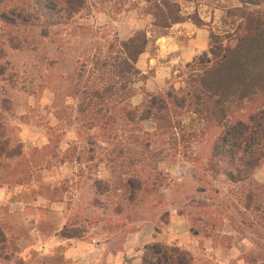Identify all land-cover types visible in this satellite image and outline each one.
<instances>
[{
	"label": "rangeland",
	"instance_id": "obj_1",
	"mask_svg": "<svg viewBox=\"0 0 264 264\" xmlns=\"http://www.w3.org/2000/svg\"><path fill=\"white\" fill-rule=\"evenodd\" d=\"M172 1L204 25L185 20L156 28L146 0H86L47 36L40 28L11 30L0 20L4 126L23 144L24 159L46 154L25 183L0 182L8 246L2 264H140L153 242L187 250L194 264H264V159L247 182L212 171L208 158L218 129L189 115L183 124L196 130L192 139L181 141L178 130L175 144L136 149L146 163L134 164L130 134L146 143L152 124L131 133L130 125L87 128L77 111L80 90L98 85L95 60L111 42L115 48L136 32L148 39L135 63L146 76L133 85L129 103L136 106L146 93L183 86L187 65L210 56L209 34L230 35L240 22L229 13L239 0ZM10 33L21 39L20 48L9 45ZM243 105L242 112L257 106ZM54 139L57 157L50 160V149L42 147ZM128 182L141 183L144 193L131 197Z\"/></svg>",
	"mask_w": 264,
	"mask_h": 264
},
{
	"label": "trees",
	"instance_id": "obj_2",
	"mask_svg": "<svg viewBox=\"0 0 264 264\" xmlns=\"http://www.w3.org/2000/svg\"><path fill=\"white\" fill-rule=\"evenodd\" d=\"M239 1L241 6L229 10L231 15L240 18L236 30L226 36L209 34L210 56L205 53L187 65L184 85L163 93H146L136 106L129 103L135 94L133 85L146 76L135 63L148 39L142 32H136L115 48L111 42L109 50L95 60L93 69H96L98 85L80 90L77 111L83 117L82 123L87 128L100 123L101 127L113 130H123V126L130 125V133L143 132L144 122L152 124L153 134L144 132L151 138L146 143L130 134V148L135 150L131 163L136 164L138 161L146 163L141 157L145 152L136 149L175 144L178 130L181 141L192 139L196 130L190 131V125H184L183 118L194 115L195 122L218 129L210 146L208 167L232 182H247L264 159V0ZM146 2L147 14L156 28L168 29L185 20L204 25L196 14L183 16L172 0ZM85 4L86 0H0V20L11 30L40 28L47 36L50 28L69 23ZM9 35V45L20 48L21 39ZM3 51L0 47V53ZM244 103L257 106L252 111L242 112ZM154 137L156 139L152 140ZM50 143L42 150L50 149L51 160L57 157V143L55 139ZM22 149L23 144L6 131L0 111V182L23 184L37 166L43 167L46 154L29 162L24 159ZM50 160L45 162L46 166ZM127 186L133 188L131 197L145 190L141 183L134 187L128 182ZM262 203L264 205V201ZM7 249L0 228V264L7 258ZM140 264H194V258L179 246L153 242L145 247Z\"/></svg>",
	"mask_w": 264,
	"mask_h": 264
}]
</instances>
